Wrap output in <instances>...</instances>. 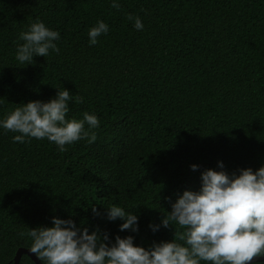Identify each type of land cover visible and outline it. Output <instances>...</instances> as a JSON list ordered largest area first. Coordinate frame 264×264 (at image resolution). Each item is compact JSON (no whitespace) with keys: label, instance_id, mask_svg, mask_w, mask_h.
Returning a JSON list of instances; mask_svg holds the SVG:
<instances>
[{"label":"trees","instance_id":"trees-1","mask_svg":"<svg viewBox=\"0 0 264 264\" xmlns=\"http://www.w3.org/2000/svg\"><path fill=\"white\" fill-rule=\"evenodd\" d=\"M120 4L0 0V118L66 88L83 98L69 102L67 117L88 111L100 121L93 143L81 139L64 152L46 138L14 142L18 133L0 129V264L30 248L26 233L51 226L53 216L113 242L132 235L147 248L172 240L180 226L153 233L148 224H159L183 191H198L205 169L223 162L238 174L264 164V0ZM129 14L142 18L143 30ZM36 19L59 31V51L19 65V33ZM98 19L109 31L90 45ZM113 204L138 215V232L107 219ZM20 264L37 263L23 254Z\"/></svg>","mask_w":264,"mask_h":264},{"label":"clouds","instance_id":"clouds-1","mask_svg":"<svg viewBox=\"0 0 264 264\" xmlns=\"http://www.w3.org/2000/svg\"><path fill=\"white\" fill-rule=\"evenodd\" d=\"M110 6L119 9L120 0H110ZM128 19L136 30H143L140 16L129 14ZM108 31L109 25L98 19L88 30V43L95 45ZM59 39L58 30L36 19L19 33L22 43L16 44L15 60L24 66L33 63L34 56L47 57L50 50L58 52ZM82 100L66 88L59 89L46 102L18 104L0 118V129L18 133L12 140L19 143L46 138L60 152L81 139L93 143L96 133L91 130L99 126L98 116L85 111L81 118L67 117L69 102ZM190 167L196 170L198 165ZM218 167L220 170L205 169L200 189L183 191L159 224L149 222L153 233L161 226H180L182 231H174L172 240L153 242L147 248L135 244L132 235H116L113 242L107 232H89L71 218L53 216L51 226H38L26 233L32 241L30 251L46 264H249L254 257L264 256V164L255 171L242 168L238 174L223 170V162H218ZM92 212L100 215L96 207ZM106 215L109 220H123L120 231H139L138 215L121 206L107 207Z\"/></svg>","mask_w":264,"mask_h":264},{"label":"water","instance_id":"water-1","mask_svg":"<svg viewBox=\"0 0 264 264\" xmlns=\"http://www.w3.org/2000/svg\"><path fill=\"white\" fill-rule=\"evenodd\" d=\"M23 254H28L37 264H44L42 260L34 253L30 251V248L21 247L18 249L13 263L8 264H20ZM264 261V256L254 257L252 262ZM252 262H249L251 264Z\"/></svg>","mask_w":264,"mask_h":264}]
</instances>
